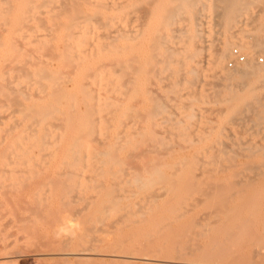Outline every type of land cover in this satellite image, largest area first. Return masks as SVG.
I'll list each match as a JSON object with an SVG mask.
<instances>
[{"label":"bare ground","instance_id":"1","mask_svg":"<svg viewBox=\"0 0 264 264\" xmlns=\"http://www.w3.org/2000/svg\"><path fill=\"white\" fill-rule=\"evenodd\" d=\"M56 1L0 0V20L2 22L0 23V61L6 59L7 62H11V64H9L10 62L5 63L3 68L0 67V231L1 229L2 231L4 230V226L17 228L18 230L11 234L2 235L0 239V263L11 261L19 254V251H22V249L16 251L20 243L28 242L35 250L33 249L34 251H31L27 250V248L26 250L33 252L34 262H41V264H103L107 257L112 258V264H135L133 263L134 260H132L135 258L143 260L144 264H147L155 259V257L164 256L167 259L170 257L172 259V256L173 259L177 257L179 259L189 257V261L179 260V262L177 260L171 261L164 259L162 261L166 262L165 264H263L260 260L264 261V252L261 248L264 246V233L259 235L256 232L259 229L257 225L248 219L240 218V216L232 218V224L230 226H223L221 224L222 219L215 210L227 208L230 202L228 201L229 197L227 199L225 197H223L224 199H220L223 191L219 192L217 190H224V188H218V184L216 185L217 188L213 185L215 190L212 184L210 188L212 193V189L214 193H221L218 194L220 196L219 198L214 199L215 203L213 202L217 209L215 208L214 212V208H212V213L209 212L211 213L209 214L210 216L208 217L207 215V219L205 217L207 222L202 227V233L190 234L189 230L188 232L186 231V228L191 229L192 227L194 230L201 226L199 223L201 219L197 218L196 220L198 222L195 220L193 226L187 227L186 225V228L177 229L178 227L172 228L168 224L170 227L165 234L148 232L145 234V237L148 239L147 241L139 243L133 241V230L131 229L135 228L136 218L139 215L145 216L152 209V206H147L144 209L141 207L143 210L137 209V200H148L150 203L154 202L164 193V190L160 194L157 191L162 188L167 189L168 193L175 195H185L193 192L203 193V195L206 192L208 194L210 193L208 187L206 191L197 186V178L202 174L198 175L193 173L190 176H185L178 172L183 168H206V170L210 169V171L211 168H215L216 170H221L226 167V164L235 167L231 164L233 162L235 163V159L239 156V153L235 155L226 154L225 150L228 144L225 143L224 148L226 149L224 150V143L222 141L221 144L223 143V146L220 145L222 148L219 147L221 151L217 150V152L220 151L219 153L201 154L204 156L203 158L194 156L175 157L169 154L163 155L161 152L159 154L157 150L152 152H155L157 155L159 154L158 156H149L150 154H147L149 151L145 149H142L143 151L139 150V142L132 134L126 133L125 136L122 134L123 137L116 132L117 135L114 134L113 138H110L111 141L113 139V143L109 142L108 139H99L102 136H99L97 139L96 133L103 128L100 127L99 119L97 120L94 117V113L98 108H101V110L104 109L106 112L114 113L118 109L124 108L128 103L127 101L132 100L133 103L127 111L123 110L125 113L124 115L120 114V116H135L138 103L136 99L141 96V99L145 97V101L150 105L146 118L150 121L156 119L155 117L157 115L167 111V104L163 98L164 96H154V88H147L145 83L150 81V79H155L157 85H161L160 83L164 82V80L171 79L172 73V82L170 81V84H166L162 88L169 93H173L172 95L174 97L180 84L189 83L194 87V83L196 82L195 76L199 74V62H201L198 60V57L201 56L202 51L200 44L202 35L198 32V29L201 26V22H203L201 20L203 18L202 16L206 17L204 15L205 12L213 10V13L217 17L218 26L227 33L232 27L240 23L241 19L247 17L255 7L258 8L255 11L253 10L256 19L259 17V19L264 21V0H58V2H61L60 5L56 6L57 9L59 8V11L56 13L57 15H54L56 17L58 15L60 17L62 14L69 15L68 21L63 25L64 28L61 32L64 36L63 40L65 45V52L62 54L65 65H61L63 67L61 71L51 69L50 63L52 61L50 63L45 61L41 62V56H44L41 48L51 50L52 48L50 46L52 45H50V42L54 36L49 40V38L46 39V37L50 36L49 34L46 35L45 39H41L43 35L38 34L40 33L38 29L43 26L42 23L44 24L45 21L42 17L38 18L37 13L40 12L42 7H47L48 4H55ZM142 2L149 6H154V4L158 3L159 7L156 13L158 14V20L155 24H152L154 26L150 29V37L153 35L152 53L146 59L144 58L145 61L141 63L139 58V45L142 38L144 39L145 37V43L147 42L146 38L148 40V34L144 28L146 24L145 22L141 24V20L138 26L136 25L137 23L135 24L136 26L133 25L134 23H124L127 21L126 18L130 8H134V11H138V13L142 9L143 15L144 12L148 16L154 15L155 11L151 8L147 10V8L141 7L139 9V7L135 10L136 6ZM85 5L92 7L89 13L85 12ZM46 11H48L47 8ZM46 15L48 17L49 14ZM145 15L142 17L143 21L146 18ZM250 15L252 16V14ZM103 16L104 23L102 25L99 22ZM253 19L254 23H256L254 15ZM33 20H37V25L31 24ZM54 21L53 26L57 29ZM91 21L98 22L97 27L102 25L107 29L104 36L102 34L103 38L101 40L103 42H100L101 44L99 46L97 45L98 48L96 47L98 53L96 56L93 55L94 58L90 56L91 54L88 51H91L93 54L95 48L91 49L88 46L90 49H87L85 46V42L88 41L89 36H84L81 42V44L85 43L84 47L81 46L82 48H86L85 50H81L80 42L75 41L80 36L81 39L82 35L86 34L84 31L80 32L81 24L85 22L91 23ZM184 21L185 23L189 22V24L187 23L188 26L186 29H184L185 27L183 28L185 31L179 36L176 34L179 28L175 29V25L179 22L184 23ZM204 21L206 20L204 19ZM250 22H252V18ZM2 24L4 27H2ZM203 25L202 27H204ZM208 26L211 27L210 25ZM43 27L46 31L47 26L44 25ZM89 27L93 29L94 26L91 24ZM100 30V32L103 31L102 29ZM168 31H172L173 34H168ZM203 31H205V28ZM262 31L264 30L262 29ZM5 33H10L7 40L4 37ZM77 34L81 35L78 36ZM241 34L242 32L239 34L234 33L233 35L227 34L228 36L225 35L226 37L215 43L208 64L211 66V69H216L215 71L223 70L220 71L222 72L220 76L225 81V87L223 92L218 91L216 94L218 95L219 92L225 94L217 99L219 103H224L228 106L229 110L226 119L228 121H250L252 125L260 126L264 122V62L261 63L260 60H256V55L260 52L264 54V38L262 39L260 36V38L255 37L256 39L247 40L246 36H242L245 33ZM178 37L185 39V41L180 45L177 43V45H171L170 43L173 42L172 39ZM63 40L61 39L59 42ZM74 44L76 46L79 45V48L74 46ZM89 44H92V42ZM233 44L238 45L244 52L246 56L238 49L246 57V61L238 63L231 70H225L223 67L224 64L226 65L225 62L230 56L231 48L234 46ZM143 47L145 48V46ZM75 48L78 50L76 51ZM56 53H60L59 50ZM48 54H50V51ZM232 56H234L233 53ZM80 59L86 60L88 63L86 65V61L85 63L82 61L84 64L83 71L86 72L83 78L85 80L91 78L89 85L85 80L79 81L78 90L76 91L81 97L76 93H70V90L67 92L63 87L66 78L68 79L72 75L73 78L71 79H75L72 74V69L79 66L75 63ZM166 72H170V76H166ZM218 74L217 76H219ZM7 75H11V77L8 78ZM180 75L182 76L180 77ZM185 75L192 76L193 78H184L182 80ZM13 78L16 80H14L16 83L13 82ZM46 79L51 80L52 86L49 88L53 90L51 89L52 91L47 96L44 93L45 95L43 96L45 97H43L41 93L45 92L46 88L43 92H41V88L43 89L46 86L43 84V81ZM10 83L15 84L11 85ZM97 83L99 85L98 87L96 85L97 88L95 89L94 86ZM216 83L218 85L219 81ZM218 89L221 90L222 88ZM95 90L97 91V95L94 94ZM156 94L159 96V93ZM101 95H103L102 98ZM78 97L83 100L84 106H88L90 112L87 115L88 118L84 115L86 119L82 123H79L80 128L75 131L78 125L77 121L80 120L78 118L75 119V113L77 111L75 110L76 103H79L77 101L81 100H78ZM64 98L69 99V101L63 103ZM178 101H180V98ZM79 109L78 111H80ZM176 109L179 110L180 108ZM101 110L99 109V111ZM186 111L184 112L186 113ZM118 112L120 113V111ZM247 112H249V115L246 117ZM195 113L193 111L188 112L187 119H194L196 117ZM178 114L176 117H178ZM100 116L99 114L98 117L100 118ZM78 117L80 118V116ZM126 118L129 119L127 116ZM56 119L61 120L60 124L52 122V120ZM160 119L162 120V118ZM122 123L125 124V122ZM234 123L236 124V122ZM62 130H71L75 134L78 131V136H75L76 138H74L71 145L68 144V152H64L66 153L64 160L59 162L54 172L47 173L50 171L48 169V164L51 163L49 160L55 158L60 151L57 143L58 140L60 142L61 137L65 134V131L62 132ZM125 130L124 133L126 132ZM133 130L131 131L133 132ZM177 130L179 131V128ZM119 133H121L120 130ZM149 134L152 135L151 139H153V136H155L154 132L151 130ZM99 135H102V133ZM104 135H106V132ZM140 135L142 136V134ZM145 137L144 135V140ZM156 138H158L157 142H159L160 137L156 136ZM164 143L166 144V142ZM149 146H147L148 149ZM161 147H163V144ZM213 148L215 147L213 146ZM228 148H230V145ZM163 150L165 151L166 147ZM243 151L245 153L240 155L248 160L245 168L248 167L247 169H251L252 173L253 171L256 173H253L255 176H248L249 179L246 180L249 185L250 196L241 197L243 201L242 206H247V203H253V205H256L254 207H257L258 204L261 205L259 202L260 197L258 200L255 192L257 182L259 181L258 179L264 176V146H248L243 148ZM169 169L173 171L172 174L168 172ZM86 171H91V176L87 177ZM190 172L193 171L190 170ZM108 176H111L114 180L110 186H107L105 183V178ZM41 179L44 180L41 181ZM201 182L203 183V181ZM233 183L235 184L234 180ZM48 185L53 187L54 196L59 198L60 205L58 207H54L52 202L49 203L51 195L48 196L44 192V187ZM239 185L237 186L240 187ZM245 187L247 186H244L243 189ZM45 188L47 189L48 187ZM90 189L97 193L96 196L92 197L87 195ZM47 192L51 193L49 191ZM77 203H80L81 206H76L75 204ZM184 208L187 207H169L163 209L171 211L172 216H174V221H176L185 214L183 212ZM179 211H182V213L179 214ZM224 212L223 210L222 213L224 214ZM112 214L118 216V220L113 223V226L116 228L123 227L125 231H122L118 239L112 241L107 240L103 236L96 237L94 232L95 226L101 222L103 224L106 223L108 216ZM41 222L47 224L52 232L42 233L40 230L38 231L37 229L41 226ZM73 223H76V225ZM101 225L99 224V227ZM192 232L194 233L196 231ZM155 237L157 238L155 239ZM196 237H203L207 242L204 244L198 243ZM242 238L243 240L245 238L249 241L247 240L245 242V240L241 242ZM21 253L20 255L23 254ZM255 258L258 260H255ZM158 262L160 261L158 260Z\"/></svg>","mask_w":264,"mask_h":264},{"label":"rangeland","instance_id":"2","mask_svg":"<svg viewBox=\"0 0 264 264\" xmlns=\"http://www.w3.org/2000/svg\"><path fill=\"white\" fill-rule=\"evenodd\" d=\"M61 1V0H60ZM97 1H99V0H97ZM101 1V0H100ZM60 3L61 2H58V0L56 1V3L55 4H51V5H47V7L45 6V7H42L41 8V10H40V12H42L43 13V11H44V13L42 14V13H40V12H38L37 13V17L38 18H40V17H42V19H44V24L42 23V25L44 26H47V29H46V31L44 30L45 29V27H43L42 25V27L44 28H42V27H40V29H38V32H40V33H38V34H42L41 36V39H45V37H46V35H50V36H48V37H46V39H48L49 38V40H50V38L51 37H53V38H51V42H50V45H52V46H50L52 49L51 50H48V49H45V48H41V52H42V54L44 53V56L42 57L41 56V62L42 61H45V62H51L50 63V65H51V69H55V71H61V69L63 68L62 66H64L65 64L63 63L64 62V59H63V56H62V54H64V52H65V45H64V36H63V34L61 33L62 32V29L64 28V24H66V22L68 21V14H62V15H60V17H59V15L56 17L54 14H56L58 11H59V8L57 9L56 8V6H58V5H60ZM141 4V5H140ZM54 7V8H53ZM85 7H88V8H85ZM140 7V8H139ZM141 7L142 8H147V10L148 9H152V10H154L155 12H154V15L153 16H148V15H145L146 13L144 12V15H145V20L143 21V19H142V17H144V15L142 14L143 13V11H142V9H141ZM158 7H159V4L157 3V4H154V6H149L148 4H146V3H139L137 6H136V8H135V10H137L138 8L139 9H141L140 10V13H138V11H134V8H130L129 9V12H128V14H127V18H126V20L128 21H126V23H124V24H127V23H134L133 25L134 26H138V25H140V20H141V24H143L144 22H145V29H146V32H147V34H148V40H147V38H146V43L144 42L145 41V37H144V39L142 38V40L140 41V45H139V47H140V61H141V63L143 62V61H145L144 60V58L146 59L151 53H152V46H153V40H152V38H153V35H151V37H150V29L152 28V26H154V25H152V24H155L156 22H157V20H158V14H156L157 13V9H158ZM46 8H47V10L49 11H46ZM53 8V9H52ZM84 9H85V12L87 13H89L90 12V10H92V7L91 6H87V5H85L84 6ZM256 9H258V8H254V9H252V11L250 12V14H252V16L249 14L247 17H244L243 19H241V22L240 23H238L236 26H234V27H232L227 33L224 31V29H222L220 26H218V24H217V17H216V14L215 13H213V10H209V12L208 11H206L205 12V14L204 15H206V17H204V16H202L201 18V20L203 21V22H201V26L199 27V29H198V32L202 35V38H201V42H200V44H201V46H202V51H201V56H199L198 57V60L199 61H201V62H199V74H197L195 77H196V82L193 84L194 85V87L191 85V84H189V83H183V84H180L179 85V87L177 88V90L178 91H176L175 93L176 94H174L175 95V97L172 95L173 93H169L168 91H166L165 89H163L162 88V86H165L166 84H170V81L173 79V77H172V73H171V79H167V80H164V82H162V83H160L161 85H157V81L155 80V79H150V81H147L146 83H145V85H146V87L147 88H154V91H153V94H154V96H156V97H161V96H164L163 98L165 99V103L167 104V111L166 112H164L163 114H159V115H157L155 118L157 119H154V120H152V121H150V120H148L146 117H147V113H148V111H149V107H150V105H149V103L147 102V101H145L146 99H145V97L143 98L142 97V99H141V96H139L136 100H137V107H136V115L135 116H128V115H125V116H123L124 115V113H125V111H127V109L130 107V105L133 103V101L132 100H129V101H127L128 103H127V107L125 106L124 108L122 107V109H118L116 112H114V113H110L109 111H107L106 112V110H104V109H102L101 110V108H98L97 109V111L94 113L95 115H96V113L98 112V116H99V114L101 115L100 116V118L96 115H94V117L98 120L99 119V125H100V127L101 128H103L102 130L104 131H102L101 129L98 131V133H96V138L98 139V137L99 136H102V137H99V139H108V141L109 142H112L113 141V139H112V141H111V139L110 138H113V135L114 134H116L117 135V133H118V135H120L121 134V136H123L122 134H124V136L126 135V133L127 134H132V136H134L135 138H136V140H138V142H139V150L141 151L142 149L144 150H147V151H149V152H147V154H150L149 156H158L159 154H160V152H161V154L163 153V155H167V154H169V155H174L175 157H199V158H203L204 156H202L203 154L205 155V154H214L215 152L216 153H219L221 150V148H222V146H223V148L225 147V145L226 144H228V147H229V145H230V148H228L227 146V149L226 148H224V150L226 151V154H228V155H235V154H237V153H239V156H237V158L235 159V163L233 162V164H231V165H233V166H235V167H232V166H228L227 164H226V167L225 168H222L221 170H223V171H221L220 169H215V168H211V171H210V169L208 170V172H207V170H206V168H203V169H191V168H183V169H181V171H179L178 173H180V174H182V175H185V176H190V174H193V173H196V174H198V175H201L200 177H198L197 179V186L198 187H200L202 190H206L207 191V189L209 188V192L210 193H208V194H206V192H205V194L203 195V193L202 194H200V193H196V192H193V193H191V194H185V195H181V194H179V195H175V194H170V193H168V191H167V189H164V188H162V189H158L157 191H159V194H160V192L162 193V191L164 190V193H162L161 194V197L160 198H158L157 200H155L154 202H148V200H137L138 201V207H137V209H140V210H143L144 208H146L147 206H152V209H151V211H148L147 213H146V215L145 216H141V215H139L136 219H137V222H136V224L134 225L135 226V228L134 229H131V230H133V236H132V240L133 241H136V242H145V241H147L148 239L145 237V234L146 233H148V232H151V233H154V234H157L156 232H158V233H160V234H165L166 232H168V230H169V225H171L172 226V228H177V229H181V228H186L185 226L187 225V227L189 226H193L194 224H195V220L198 218V219H201V220H199V223H200V225L201 226H199L198 228H196V229H194L193 230V228L191 227V229H189V228H186V231L188 232V230H189V233L190 234H196V233H198V234H200V233H202L203 232V229H202V227L206 224V220H205V217L208 215V217L210 216L209 214H211L212 212V208H214L213 209V211L215 210V208H216V206L213 204V202H214V199L215 198H219L220 196H218V194H221V193H219L220 191H223L222 192V194H221V196L222 197H220V199H224L223 197H225L226 199L229 197V202H230V204H228L227 206V208H222V209H219L220 210V212H219V210L217 209V210H215L216 211V213L218 212V214H219V217H221V219H222V221H221V224H223V226L225 225V226H230L231 224H232V218H235V217H237V216H240V218H243V219H248V220H250L251 222H253L255 225H257L258 226V230L256 231L259 235L262 233H264V220H263V217H264V176L263 177H261L260 179H258L259 181L257 182V188H256V192H255V194L257 195V198H258V200H259V197H260V204L261 205H257V207H254V205H253V203H250V204H246V203H244V204H246L247 206L248 205H250L249 207H247V206H242L243 204V201L241 200V197H244V196H247V195H249L250 196V193H249V185L247 184V182H246V180H248L249 178H248V176L249 177H252V176H255V174H253V173H256V172H254L253 171V173H252V170L251 169H247L248 167H246L245 168V166L247 165V163H248V160L244 157V156H241V155H243L244 153H245V151H243V148H246V147H248V146H259V147H261V146H264V122L260 125V126H255V125H252V123L250 122V121H247V122H244V121H228L227 119H226V116H227V112H228V106H227V104H224V103H219L218 102V99L217 98H220V97H222L223 95H225V94H223L222 92H223V90H224V87H225V81L222 79V76H220L221 74H222V72H220V71H223V70H221L220 69V71L219 70H217V71H215L216 69H211L210 67V65L208 64L209 63V60H210V57H211V53H212V51H213V48H214V45H215V43H217L219 40L221 41V39H223L224 37H226L225 35H233L234 33L235 34H239V33H241L242 32V34H244V35H242L243 37H245L246 36V39L247 40H250V39H254L255 37H257V38H260V36H261V38L263 39L264 38V31H262V29L264 30V21L263 20H261V19H259V17H257V19H256V17H255V10ZM43 10V11H42ZM51 10H52V12H51ZM53 10H55V11H53ZM87 10V11H86ZM146 10V9H145ZM254 10V11H253ZM142 11V12H141ZM48 12V13H47ZM54 12V13H53ZM131 12V13H130ZM133 12V13H132ZM135 12H137V13H135ZM210 12H212V13H210ZM46 14H49L48 15V17H47V15ZM150 14V13H149ZM51 15V16H50ZM57 15V14H56ZM81 15H84V14H81ZM129 15V16H128ZM135 15H137V16H135ZM143 15V16H142ZM207 15H208V17H207ZM215 15V16H214ZM253 15H254V18L256 19L255 21H256V23H254V19H253ZM135 16V17H134ZM138 16H140L139 17V19H137L138 18ZM148 16V17H147ZM214 16V17H213ZM251 16V17H250ZM135 19H134V18ZM66 18H67V20H66ZM103 18H104V16L102 17V18H100L101 19V21L99 22V23H102V25H103ZM129 18H131V20H132V22H131V20H129ZM156 18V19H155ZM208 18V19H207ZM249 18V19H248ZM251 18H252V22H250V20H251ZM47 21H46V20ZM52 19V20H51ZM204 19L207 21H204ZM246 19V20H245ZM55 20V21H54ZM99 20V19H98ZM214 20V21H213ZM216 20V21H215ZM41 21H43V20H41ZM53 21H54V23L56 24V26H57V29L55 28V26H53ZM133 21H135V22H133ZM148 21H149V23H148ZM210 21V22H209ZM63 22V23H62ZM152 22V23H151ZM206 22V23H205ZM245 22H248V23H245ZM0 23H2L1 22V20H0ZM37 20H33L32 22H31V24L32 25H37ZM59 23V24H58ZM86 23V24H85ZM85 23H83V24H81V29H80V32L82 31H84V33L86 32V34H84V35H82V38L80 39V35L81 34H77L78 36H80L79 38H77L78 40H75V41H79L80 43L79 44H81V42L83 41V39H84V36H89L88 37V41L87 42H85L86 43V48L87 49H94L95 48V52H93V54H92V52L91 51H88V52H90V56H96V54L98 53V46L101 44L100 42H103V40H101L102 38H103V36H104V33L105 32H107V29H106V27L105 26H102V25H99V27H100V29H102L103 31L102 32H100L101 30L99 29V27H97L98 25V22L96 23V21L95 22H93V21H91V23L90 22H85ZM96 23V24H95ZM137 23V24H136ZM187 23L189 24V22H186L185 23V21H184V23H182V22H179L178 24H176L175 25V29H177V28H179V29H181V27H182V29L181 30H179V29H177L178 31H180L179 33H178V31L176 32V34L177 35H179L180 36V34L181 33H183L185 30L184 29H186V27L188 26L187 25ZM205 23V24H204ZM209 23V24H208ZM214 23H215V25H214ZM245 23V24H244ZM250 23V24H249ZM91 24H92V26H94L93 27V29L92 28H90L89 27V25L91 26ZM128 24V25H129ZM136 24V25H135ZM182 24V25H181ZM184 24V25H183ZM204 24V25H203ZM249 24V25H248ZM202 25L204 26V27H202ZM207 25V26H206ZM208 25H210L211 27H209ZM214 25V26H213ZM0 26H1V24H0ZM85 26V28L83 29V27ZM2 27H4V25L2 24ZM49 27V28H48ZM52 27V28H51ZM87 27H89V28H87ZM104 29H103V28ZM185 27V28H184ZM42 28V29H41ZM53 28H55L54 30H53ZM184 28V29H183ZM202 28H203V30H204V28H205V31H203L202 30ZM220 28V29H219ZM91 29V30H90ZM97 31H96V30ZM218 29V30H217ZM255 29V30H254ZM51 30H53V31H51ZM59 30V31H58ZM92 31V33H90V31ZM105 30V31H104ZM219 30H220V32H219ZM48 31V32H47ZM51 31V33H49ZM77 31H79L78 29H77ZM95 31V32H94ZM203 31V32H202ZM243 31H245L244 33H243ZM260 31V32H259ZM53 32V33H52ZM89 32V33H88ZM98 32H99V34H98ZM247 32V33H246ZM257 32V33H256ZM44 33V34H43ZM60 35H59V34ZM88 33V34H87ZM94 33V34H93ZM260 33V34H259ZM53 34V35H52ZM94 36H93V35ZM102 34H103V36H102ZM168 34H170V35H172L173 33H172V31H168ZM204 34V35H203ZM219 34V35H218ZM6 35V36H5ZM5 35H4V37H5V40H7L8 38H9V36H10V33H5ZM60 37H59V36ZM77 35H76V37H77ZM182 35V34H181ZM219 37H218V36ZM227 35V36H228ZM257 35V36H256ZM93 36V37H92ZM101 36V37H100ZM213 36V37H212ZM63 37V38H62ZM204 37V38H203ZM252 37V38H251ZM59 38H60V40L62 39L63 41H61V42H59L60 40H59ZM215 38V39H214ZM249 38V39H248ZM80 39V40H79ZM256 39V38H255ZM3 40H4V38H3ZM54 40V41H53ZM59 40V41H58ZM98 40V41H97ZM173 40V42H171L170 44L171 45H177V44H181V43H183V41H185V39H183V38H176V39H172ZM95 41H96V43L98 42V44H96L95 43ZM63 42V43H62ZM90 42H92V44H89ZM180 42V43H179ZM85 43H82L81 45H80V47L82 46V47H84V44ZM177 43V44H176ZM76 44V43H75ZM74 44V46H76ZM61 45H62V47H61ZM96 45V46H95ZM98 45V46H97ZM147 45V46H146ZM208 45V46H207ZM234 46H232V48H231V51H230V56L227 58L228 60H226V65L224 64V67L223 68H225V70L226 69H228V70H231V67H229V62L230 61H232V60H234V56H232V53H233V50L234 49H239L243 54H244V52L238 47V45L236 46V44H233ZM60 46V47H59ZM79 46V45H78ZM78 46H76L77 48H79ZM90 48H89V47ZM143 46H145V48L143 47ZM209 47L208 49H207V47ZM55 47H57V48H55ZM80 48L81 50L83 49V50H85L86 48ZM97 47V48H96ZM144 48V49H143ZM148 48V49H147ZM150 48V49H149ZM50 49V48H49ZM57 49V50H56ZM146 49H147V51H146ZM58 50H59V52L60 53H56V52H58ZM75 50L77 51L78 49H76L75 48ZM43 51H45V52H43ZM46 51H48V52H46ZM49 51H50V54H48L49 53ZM55 51V52H54ZM149 52V53H148ZM145 54V56H144V54ZM46 54V55H45ZM143 54V55H142ZM50 55V56H49ZM56 55V56H55ZM245 55V54H244ZM94 56L92 57V58H94ZM246 56V55H245ZM257 57H256V60L258 59H260L261 57L262 58H264V54L263 53H258L257 55H256ZM54 57H56L55 59H54ZM43 58V59H42ZM47 58V59H46ZM53 58V59H52ZM52 59V60H51ZM55 60V61H54ZM63 60V61H62ZM82 61H83V63H85V61L83 60V59H80V60H78V61H76V65H79L77 68H74V69H72L71 71H72V74H73V76H74V78L75 79H71V78H73L72 77V75H71V77H69L70 78V80H69V78L67 79H65L64 81H65V84L63 83V87L66 89V91L67 92H69V90H70V93H76L78 96H79V93H77V91L76 90H78V85H79V81H81V80H85V78H83V75L86 73L85 71H83V66H84V64L82 63ZM91 61V60H90ZM10 61H8L7 62V60L5 59V60H1L0 61V67H4L3 65H5V63H9ZM54 62V63H53ZM260 63V62H259ZM9 64H11V62L9 63ZM9 64H7L8 66H9ZM58 64H59V66H58ZM83 64V65H82ZM86 65L88 64L87 63V61H86V63H85ZM49 65V66H50ZM62 65V66H61ZM57 66H58V68H57ZM225 66H227V67H225ZM236 66V65H235ZM5 67H7V66H5ZM80 67V68H79ZM229 67V68H228ZM76 69V70H75ZM78 73H77V72ZM218 73H220V74H218ZM81 74V75H80ZM217 74L220 76V78H219V76H217ZM77 75V76H76ZM166 76H170V72H166V74H165ZM184 75V74H183ZM8 76V75H7ZM140 76V75H139ZM182 75H180V77H181ZM189 75H185L183 78H182V80L184 79V78H188V79H191V78H193L192 76H189ZM11 77V75L10 76H8V78H10ZM79 77V78H78ZM141 77V76H140ZM179 77V78H180ZM194 77V78H195ZM91 78H87L86 80H85V82L86 83H88V85L91 83V80H90ZM181 79V78H180ZM15 79L13 78V82H15L14 81ZM93 80V79H92ZM219 81V83H218V85H217V83L216 82H218ZM46 82V83H45ZM68 82V83H67ZM71 82V83H70ZM152 82H154V83H152ZM172 82V81H171ZM9 83V82H8ZM16 83V82H15ZM14 83V84H15ZM151 83V84H150ZM155 83H156V85H155ZM164 83V84H163ZM222 83V84H221ZM11 84V83H10ZM14 84H11V85H14ZM43 84H45L46 86L42 89L41 88V92H43L44 91V89L46 88V91L45 92H43V93H41V96H43V95H45V96H47V94L49 95V92H51L53 89L52 88H49V87H51L52 86V82H51V80L49 79H46V80H44L43 81ZM197 84V85H196ZM219 84H220V86H219ZM77 85V86H76ZM96 85H97V87H98V85H99V83H97V84H95V89L97 88L96 87ZM223 85V87H221ZM156 86V87H155ZM181 87H182V89H181ZM192 88V89H191ZM218 88H222L221 90H219ZM52 89V90H51ZM71 89H74V90H71ZM155 89H157V90H155ZM179 89H181V90H179ZM48 91V92H47ZM96 91V90H95ZM94 91V94L95 95H97V91L95 92ZM218 91H222L221 93H220V95H219V93H218V95L216 94ZM166 92V93H165ZM178 92V93H177ZM45 93V94H44ZM156 93H159V96H157V94ZM179 93H180V95H179ZM167 94V95H166ZM183 94V95H182ZM222 94V95H221ZM45 96H43V97H45ZM102 96L103 95H101V98H102ZM169 96H171V97H169ZM42 97V98H43ZM79 97H81V96H79ZM78 97V100L79 99H81V98H79ZM173 97H174V99H173ZM185 97V98H184ZM179 98H180V101H182V102H180V101H178L179 100ZM171 99H173V100H171ZM217 101H216V100ZM66 101H69V99H67V98H64V102L63 103H65ZM97 101V100H96ZM132 101V102H131ZM135 101V100H134ZM175 101V102H174ZM177 101V102H176ZM216 101V102H215ZM77 102H79V103H76V107H75V110H77L76 111V113H75V119L76 118H78V119H80V120H76L77 121V127L75 128V131L78 129V128H80V126H79V123H82L83 121H84V119H86V117L88 118V114H89V109H88V106L86 105V106H84L85 104H84V102H83V100L81 99V100H79V101H77ZM173 102V103H172ZM188 102V103H187ZM147 103V104H146ZM180 103V104H179ZM184 103V104H183ZM192 103V104H191ZM79 104V105H78ZM83 104V105H82ZM146 105H147V107H146ZM175 105V106H174ZM176 105H178L177 107H176ZM180 105V106H179ZM184 107H183V106ZM80 107V109H79V107ZM139 106H140V109H139ZM170 106V107H169ZM172 106V107H171ZM191 106V107H190ZM195 106V107H194ZM180 108L179 110L178 109H176V108ZM183 107V108H182ZM188 109V108H190V109H186V108ZM142 108V109H141ZM78 109L80 110V111H78ZM88 109V110H87ZM99 109L101 110V111H99ZM172 109V110H171ZM184 109V110H183ZM222 109H223V111H222ZM123 110H125V111H123ZM170 110V111H169ZM174 110V111H173ZM187 110V111H186ZM118 111H120V113L118 112ZM121 111H122V113H121ZM183 111V112H182ZM184 111H186V113L184 112ZM191 111H193V112H196L195 114H196V117H194V119H192V120H190V119H187V113L188 112H191ZM226 111V112H225ZM110 114H109V113ZM180 112H182L181 114H178V113H180ZM78 113V114H77ZM102 113V114H101ZM106 113V114H105ZM119 115H118V114ZM142 113V114H141ZM166 113V114H165ZM176 113V114H175ZM80 114V115H79ZM120 114H123V115H121L120 116ZM143 114H145V115H143ZM177 114H178V117H176L177 116ZM80 116V118L78 117V116ZM84 117H83V116ZM112 117H111V116ZM141 115H143V116H141ZM224 115V116H223ZM247 115H249V112H247V114H246V117H247ZM77 116V117H76ZM115 116V117H114ZM120 116V117H119ZM126 116L127 117H129V119H127L126 118ZM174 116H175V118H174ZM180 116V117H179ZM182 116V117H181ZM83 117V118H82ZM104 117V118H103ZM107 117V118H106ZM118 117V118H117ZM143 117H144V119H143ZM168 118V119H166V118ZM186 117V118H185ZM225 117V118H224ZM103 118V119H102ZM124 118V119H123ZM160 118H162V120L160 119ZM164 118V119H163ZM123 119V120H122ZM142 119V120H141ZM159 119V120H158ZM171 119V120H170ZM174 121H173V120ZM108 121V123H107V121ZM110 120H113V121H110ZM190 120V121H189ZM226 120V121H225ZM59 121V122H58ZM102 121H104V123H102ZM105 121H106V125H105ZM142 121V122H141ZM160 121V122H159ZM162 121H164V122H162ZM52 122H54L55 124H60V122H61V120L59 119H56V120H52ZM112 122H114V123H112ZM122 122H125V124L124 123H122ZM223 122V123H222ZM234 122H236V124L238 125H236ZM244 122V123H243ZM117 123V124H116ZM169 125H168V124ZM192 123V124H191ZM103 124V125H102ZM116 124V125H115ZM119 124H121L120 126H121V128H119L120 126H119ZM145 124V125H144ZM148 124V125H147ZM174 124V125H173ZM176 124V125H175ZM225 124V125H224ZM232 124H234V125H232ZM102 125V126H101ZM105 125V126H104ZM109 125V126H108ZM129 125V126H128ZM134 125H136V126H134ZM143 125V126H142ZM159 125V126H158ZM187 125V126H186ZM243 125V126H242ZM253 127H252V126ZM104 126V127H103ZM134 128H133V127ZM140 126V127H139ZM145 126V127H144ZM167 126V127H166ZM236 126V127H235ZM106 127V128H105ZM113 127V128H112ZM115 127V128H114ZM124 127H125V129H124ZM143 127V128H142ZM192 127V128H191ZM240 127H242V128H240ZM250 127H252V128H250ZM105 128V129H104ZM136 128V129H135ZM143 129V131H141L142 129ZM151 128V129H150ZM177 128H179V131L177 130ZM183 128V129H182ZM53 129H54V127H53ZM134 129V130H133ZM176 129V130H175ZM190 129V130H189ZM252 129H254V130H252ZM261 129V130H260ZM119 130H120V132L121 133H119ZM124 130L126 131L125 133H124ZM131 130H133V132L131 131ZM137 130V131H136ZM140 130V131H139ZM148 132H147V131ZM153 131L154 132V135L155 136H153V139H151V136L152 135H150L149 133H150V131ZM168 130V131H167ZM246 130V131H245ZM251 130V131H250ZM261 131V132H259V131ZM54 131H55V129H54ZM63 131H65V134H63V136L61 137L62 139H60V142H59V140H58V143H57V145H58V147H59V152L57 153V155H56V157L55 158H53V159H50L49 160V162H51L50 164H48L49 166H48V169H50V171H48L47 173H52V172H54V169H56L57 168V166H58V164H59V162L60 161H62V160H64V156L66 155V153L68 152V147H69V145H71L72 144V142L74 141V138H76L77 136H78V131L76 132V134L73 132V131H71V130H62V132ZM70 131H71V133H70ZM101 131V133H102V135H99V134H101V133H99ZM131 131V132H130ZM158 131V132H157ZM185 131V133L183 134V132ZM187 131H189V132H187ZM240 131V132H239ZM254 131V132H253ZM105 132H106V135H104L105 134ZM115 132V133H114ZM117 132V133H116ZM123 132V133H122ZM135 132V133H134ZM144 132V133H143ZM170 132V133H169ZM179 132H181V133H179ZM193 132V133H192ZM250 132V133H249ZM134 133V134H133ZM188 133V135H186ZM240 133V134H239ZM140 134H142V136L140 135ZM147 134H148V136H147ZM175 134V135H174ZM189 134H190V136H189ZM192 134V135H191ZM244 134V135H243ZM67 135V136H66ZM111 135V136H110ZM144 135L146 136L145 137V140H144ZM168 135V136H167ZM186 135V136H185ZM253 135V136H252ZM65 136V137H64ZM76 136V137H75ZM123 136V137H124ZM140 136H141V138H140ZM156 136L157 137H160V141L159 142H157L158 141V138H156ZM183 136H185V137H183ZM236 138V140H235V138ZM59 138V137H58ZM67 138V139H66ZM156 139V140H155ZM166 139V140H165ZM233 139H234V141H233ZM66 142H65V141ZM142 140V141H141ZM153 140H155V141H153ZM162 140V141H161ZM218 142H217V141ZM153 141V142H152ZM223 141V145L221 144V142ZM147 144H146V143ZM164 142H166V144L164 143ZM237 142V143H236ZM243 142H244V144H243ZM113 143V142H112ZM160 143H162L163 144V147L165 148L166 147V153L164 154V148L163 147H161V145H160ZM226 143V144H225ZM230 143V144H229ZM236 143V144H235ZM249 143V144H248ZM66 144V145H65ZM69 144V145H68ZM150 146H149V145ZM238 144V145H237ZM145 145H146V147L147 146H149V149L151 150V152H150V150L148 149V147H147V149H146V147H145ZM155 147H154V146ZM174 145V146H173ZM220 145H222V146H220ZM235 145H237V146H235ZM151 146H153V147H151ZM156 146H158L157 148H156ZM171 146H172V148H171ZM213 146L216 148V150H215V148H213ZM210 147V148H209ZM219 147H221L220 149H219ZM65 148V149H64ZM169 148H171V149H169ZM212 148V149H211ZM237 148V149H236ZM235 149H236V151H235ZM239 149V150H238ZM242 149V150H241ZM142 150V151H143ZM159 151V154L157 155V154H155V152H152V151ZM172 150V151H171ZM217 150H220V151H218L217 152ZM233 150V151H232ZM162 151H164V152H162ZM64 152H66V153H64ZM229 152V153H228ZM234 152V153H233ZM145 153H146V151H145ZM243 153V154H242ZM61 154V155H60ZM176 154H178V155H176ZM190 154V155H189ZM202 154V155H201ZM241 154V155H240ZM58 159V160H57ZM239 159V160H238ZM54 160V161H53ZM235 164V165H234ZM53 166V167H52ZM228 167V168H227ZM52 169H53V171H52ZM214 169V170H213ZM225 169V170H224ZM190 170H192L193 172H190ZM213 170V171H212ZM216 170V171H215ZM210 171V172H209ZM251 171V172H250ZM168 172L169 173H171L172 174V172L173 171H171L170 169L168 170ZM260 172V171H259ZM258 172V173H259ZM91 171H86V176L87 177H89V176H91ZM237 175H236V174ZM264 175V174H263ZM42 178H45V177H42ZM44 179H41V181H43ZM233 180H234V182H235V184L233 183ZM238 180V181H237ZM113 178L111 177V176H108V177H106L105 178V183H106V185L107 186H110L112 183H113ZM201 181H203V183L201 182ZM240 181V182H239ZM245 182V183H244ZM214 183V184H213ZM207 184H208V186H207ZM210 184V185H209ZM211 184H212V186L214 185V186H216L217 184H218V188L220 187V189L222 188H224V190H217V191H219L218 192V194L217 193H214V190H215V187L213 186V189H212V191H213V193L211 192ZM219 184H220V186H219ZM239 184H241V185H239ZM224 185V186H223ZM237 185H239L240 187H241V190H240V187H238ZM223 186V187H222ZM244 186H247V187H245L244 189H243V187ZM45 187H48L47 189L45 188ZM44 187V192H45V194L46 195H48V196H50V199H49V203H51L52 202V204L54 205V207H58L59 205H60V203H59V198H56L54 195H55V193H54V189H53V187H51L50 185H48V186H45ZM208 187V188H207ZM51 188V189H50ZM216 188H217V186H216ZM261 188V189H260ZM243 190V191H242ZM47 191H49V192H51V193H48ZM92 191V192H91ZM216 192V191H215ZM92 193V194H91ZM96 192H94V190H92V189H90L89 191H88V193H87V195L88 196H92V197H94V196H96ZM200 194V195H199ZM231 194V195H230ZM163 195H165V196H163ZM188 195V196H187ZM223 195H226V196H223ZM230 195V196H229ZM182 196H183V198H182ZM208 198H207V197ZM200 199L199 200V202H197L198 201V199ZM188 199V200H187ZM197 199V200H196ZM233 199V200H232ZM54 200V201H53ZM159 201V202H158ZM56 202V203H55ZM245 202V201H244ZM215 203V202H214ZM51 204V205H52ZM58 204V205H57ZM148 204H151V205H148ZM155 204V205H154ZM210 204V205H209ZM76 206H78V207H80L81 206V204L80 203H77V204H75ZM180 205V206H179ZM182 206H184V207H187V208H184L183 209V212L185 213V214H183V216L182 217H180V218H178V220H176V221H174V216H172L173 214L171 213V211H166V210H164L163 208H169V207H175V208H180V207H182ZM218 206V205H217ZM220 206V205H219ZM256 206V205H255ZM143 209H142V208ZM157 207V208H156ZM205 207V208H204ZM261 207V208H260ZM230 208V209H229ZM248 208H249V210H248ZM256 208V209H255ZM258 208H260L259 210H257ZM188 209V211H186ZM252 209V210H251ZM223 210L225 211L224 212V214L222 213L223 212ZM230 210V211H229ZM214 211V212H215ZM252 211V212H251ZM254 211H256V212H254ZM209 212H211V213H209ZM258 212H260V213H258ZM179 214L180 213H182V211L180 212H178ZM205 213H206V215H205ZM257 213V214H256ZM234 214V215H233ZM114 215V216H113ZM201 217V218H200ZM208 217H206V219L208 218ZM226 218H228V219H226ZM260 218H262V220H260ZM203 219V220H202ZM118 220V216L116 215V214H112L111 216L109 215L108 216V218H107V220H106V223H98L96 226H95V229H94V232H95V235H96V237H100V236H103V237H105L107 240H109V241H112V240H116V239H118L119 238V235L122 233V231H125V228H123V227H118V228H116L115 226H113V223L115 222V221H117ZM197 222H198V220H196ZM174 223H175V225H174ZM177 223V224H176ZM225 223V224H224ZM257 223V224H256ZM74 225H76V223H73ZM99 224H102L100 227H99ZM169 224V225H168ZM198 224V223H197ZM45 226V227H44ZM110 226V227H109ZM111 227H114V228H112L111 229ZM5 228H6V230H5ZM41 228V229H40ZM4 230V232L2 231V229H1V231H0V239L2 238V235H4V234H11L12 232H16V231H18L17 230V228H11V227H5L4 226V228H3ZM127 229V228H126ZM167 229V230H166ZM38 231L40 230V232H42V233H46V232H52V230L49 228V226L47 225V224H45L44 222H41V226L37 229ZM101 230H103V231H101ZM192 231H196V232H192ZM93 234V233H92ZM141 238V239H140ZM157 237H155V239H156ZM246 238V237H245ZM244 238V240H243V238L241 239V242H244L245 240V242H247V240L248 239H245ZM196 240L198 241V243H201V244H204V243H206L207 242V240L205 239V238H203V237H196ZM196 241V242H197ZM249 241V240H248ZM21 247V248H20ZM26 248H27V250H33L34 249V247H32L30 244H28V242H22V243H20V246H19V248H18V250H16V251H19V250H21L22 249V251H19V254L16 256V257H14L11 261H9V262H3V263H0V264H41V262H37L36 263V261L34 262V259H33V252H30V251H27L26 250ZM262 248V251L264 252V246L263 247H261ZM25 249V250H24ZM35 250V249H34ZM33 250V251H34ZM23 254H22V253ZM30 252V253H29ZM20 253L22 254V255H20ZM28 253V254H27ZM26 254V255H25ZM29 257H28V256ZM162 256V255H161ZM164 256V255H163ZM153 257V256H152ZM165 257V256H164ZM164 257H155V259H153L152 261H150L149 263H147V264H165L166 262H164V261H162V260H164V259H166V260H171V261H174V260H177L178 262H179V260L180 261H189V257L187 256V257H185V259H179L178 257V259L177 258H175V259H173V256H172V259H167V258H164ZM23 258V259H22ZM154 258V257H153ZM106 259V260H105ZM104 260V263H106V264H112L111 262H112V258H110V257H107V258H105ZM14 260H15V262H14ZM132 260H134L133 261V263H135V264H144V262H143V260H138L137 258H135V259H132ZM158 260L160 261V262H158ZM255 260H258V259H256L255 258ZM140 261V262H139ZM155 261V262H154ZM14 262V263H13ZM34 262V263H33ZM163 262V263H162ZM194 262H196V261H194ZM260 262H262L263 264H264V261H261L260 260ZM103 263V264H104ZM210 263V262H209ZM211 263H214V262H211ZM167 264H169V263H167Z\"/></svg>","mask_w":264,"mask_h":264},{"label":"built area","instance_id":"3","mask_svg":"<svg viewBox=\"0 0 264 264\" xmlns=\"http://www.w3.org/2000/svg\"><path fill=\"white\" fill-rule=\"evenodd\" d=\"M233 54L235 59L229 62V67L233 68L238 63H243L246 61V57L238 49H234ZM259 60L261 63L264 62V58L262 57Z\"/></svg>","mask_w":264,"mask_h":264}]
</instances>
